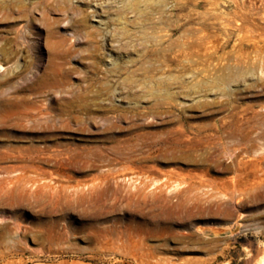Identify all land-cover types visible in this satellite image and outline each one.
Wrapping results in <instances>:
<instances>
[{"label":"rangeland","instance_id":"374dc122","mask_svg":"<svg viewBox=\"0 0 264 264\" xmlns=\"http://www.w3.org/2000/svg\"><path fill=\"white\" fill-rule=\"evenodd\" d=\"M94 1L0 0V264H264V0Z\"/></svg>","mask_w":264,"mask_h":264},{"label":"crops","instance_id":"0c3cea01","mask_svg":"<svg viewBox=\"0 0 264 264\" xmlns=\"http://www.w3.org/2000/svg\"><path fill=\"white\" fill-rule=\"evenodd\" d=\"M44 264H81V263H79V262H73V261H71V262L60 261V262H57V263H55V262H50V263H44ZM122 264H126V263H122Z\"/></svg>","mask_w":264,"mask_h":264},{"label":"bare ground","instance_id":"6f19581e","mask_svg":"<svg viewBox=\"0 0 264 264\" xmlns=\"http://www.w3.org/2000/svg\"><path fill=\"white\" fill-rule=\"evenodd\" d=\"M97 1H98V0H95L94 2H96V3H97ZM99 1H100V0H99ZM123 1H125V0H123ZM80 2H81V1H80ZM94 4H95V3H94Z\"/></svg>","mask_w":264,"mask_h":264}]
</instances>
